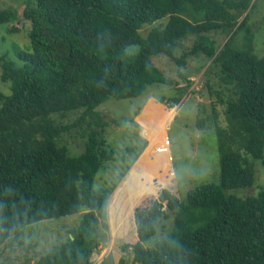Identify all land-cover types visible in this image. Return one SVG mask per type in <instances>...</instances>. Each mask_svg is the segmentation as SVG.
<instances>
[{
	"label": "trees",
	"instance_id": "16d2710c",
	"mask_svg": "<svg viewBox=\"0 0 264 264\" xmlns=\"http://www.w3.org/2000/svg\"><path fill=\"white\" fill-rule=\"evenodd\" d=\"M22 3L21 12L0 8L7 31L20 29L15 21L27 22L29 41L15 58L0 57V79L9 90L0 93V243L23 237V225L82 211L66 238L32 264H92L110 194L95 188L94 178L114 157L94 127L96 107L109 98L141 95L156 82L182 93L189 86L167 76L155 58L182 67L200 55L207 61L204 73L217 68L210 91H229L220 97L227 126L216 127L219 181L194 186L183 199L162 188L136 211L137 240L121 249H130L140 264H264V187L246 196L234 192L254 184L256 163L264 168V53L253 52L251 0ZM163 17L166 22L159 21ZM213 31L228 38L218 44ZM189 36L192 44L177 54ZM79 109L78 122L88 117L89 132H81L84 148L73 155L61 142L71 125L56 116Z\"/></svg>",
	"mask_w": 264,
	"mask_h": 264
},
{
	"label": "rangeland",
	"instance_id": "374dc122",
	"mask_svg": "<svg viewBox=\"0 0 264 264\" xmlns=\"http://www.w3.org/2000/svg\"><path fill=\"white\" fill-rule=\"evenodd\" d=\"M22 1L0 0V8H13L21 12ZM251 4L248 26L253 32V52L261 55L264 53V0H251ZM244 15L245 13L239 21ZM159 21L166 22L167 17ZM12 25L20 29L9 32L6 24H0V57L15 58V51L19 48L25 49L29 42L27 22L22 24L15 21ZM148 29L149 25L143 26L142 33L145 34ZM246 32L244 29L237 35L238 45L242 44ZM209 34L218 44L228 38L220 31ZM192 40V36L185 38L176 53L187 50ZM155 62L165 70L163 72L167 76L173 77L181 85L187 84L189 88L179 93L174 84L156 82L147 85L141 95L109 98L96 107L99 122L94 127L102 130L108 147L114 151V157L103 170L100 168L94 178V187L105 188L110 194L106 210L99 217L100 245L93 251V256L91 255L92 264H140L132 261L130 249H121L124 242L132 244L137 240L134 217L136 211L149 200L157 198L158 192L164 187L170 188L183 199L188 189L201 183L219 181L216 127L227 126L225 105L220 97L225 98L229 91L222 94L208 88V81L215 80L214 71L217 68L214 67V71L210 73H204L207 61L200 55L188 57L182 67L164 56H157ZM178 70L185 76L177 75ZM8 91V85L0 79V93ZM162 97L165 98L164 102L159 101ZM151 99L175 109L174 114L165 120L166 129L162 132V138L167 136L170 142V166L167 154L152 157L148 145L151 131L147 129V138L143 134L144 128L139 123V117V122L137 121V116ZM80 113L79 109L56 116L60 123L71 125L61 133V142L67 145L69 153L73 155L83 150L85 135L89 132V118L78 122ZM84 129L86 133L82 136ZM142 155L143 162L140 164ZM169 171L172 174L168 181L161 182L162 176ZM263 187L264 168L256 163L254 184L238 188L234 192L246 196L257 194ZM81 213L82 211L23 225L18 231H21L23 237L15 236L9 242L0 243V264H32L37 254L45 253L54 243L66 238L69 230H73L78 224ZM165 221L169 223L168 219Z\"/></svg>",
	"mask_w": 264,
	"mask_h": 264
},
{
	"label": "bare ground",
	"instance_id": "6f19581e",
	"mask_svg": "<svg viewBox=\"0 0 264 264\" xmlns=\"http://www.w3.org/2000/svg\"><path fill=\"white\" fill-rule=\"evenodd\" d=\"M171 111L164 106L157 103L155 106H151L145 109L144 111V118L140 121L144 123V125L147 127L146 131H143V134L147 137L149 136V133L147 132V129H150L151 133L149 136V139H153L154 142H159V139H162V132L166 129L164 127L165 120L169 117ZM158 125L160 127H158ZM159 143L154 146L155 152H157L160 155H166L167 152L158 151L157 148L159 147ZM152 153V151H151ZM143 162V155L139 159V163L142 164Z\"/></svg>",
	"mask_w": 264,
	"mask_h": 264
},
{
	"label": "crops",
	"instance_id": "0c3cea01",
	"mask_svg": "<svg viewBox=\"0 0 264 264\" xmlns=\"http://www.w3.org/2000/svg\"><path fill=\"white\" fill-rule=\"evenodd\" d=\"M157 103H159L160 105H162V106H164L162 103H160V102H157L156 100H154V99H151V100H149L146 104H145V106H144V108L142 109V111L140 112V114L137 116V121L139 122V120H138V117H139V119H143L145 116L143 115L144 114V111H145V109L146 108H148V107H151V106H155V105H157ZM165 108H167V109H169L170 111H171V115H169V117L170 116H172L173 114H174V112H175V109H174V107H166V106H164ZM140 124H142L143 125V128H144V131L146 130V126L144 125V123L143 122H139ZM147 138H148V136H147ZM148 140H149V138H148ZM163 140V138L162 139H159V141H162ZM154 140L153 139H150L149 140V143H148V145L150 146V151H152V153H151V155H152V157L153 156H155V155H157V156H160V154H158L157 152H155V150H154V146L155 145H157L158 144V142H153ZM147 145V146H148ZM165 156V155H164ZM160 159H161V157H160ZM138 160V159H137ZM136 160V161H137ZM161 161H162V159H161ZM169 166H170V163H169ZM160 167V166H159ZM158 167V169L157 170H159L160 168ZM139 188V187H138ZM137 189V188H136ZM139 189H141V188H139ZM130 193H131V191H130ZM139 196V195H138ZM92 256H93V253H92ZM92 260V259H91ZM100 261V260H99ZM98 261V262H99Z\"/></svg>",
	"mask_w": 264,
	"mask_h": 264
},
{
	"label": "built area",
	"instance_id": "2783aa9c",
	"mask_svg": "<svg viewBox=\"0 0 264 264\" xmlns=\"http://www.w3.org/2000/svg\"><path fill=\"white\" fill-rule=\"evenodd\" d=\"M169 139L167 138V136H165L162 140V142L160 143L159 147L157 148L158 151H162V152H167L168 155V162L170 163L171 161V155L169 153Z\"/></svg>",
	"mask_w": 264,
	"mask_h": 264
}]
</instances>
